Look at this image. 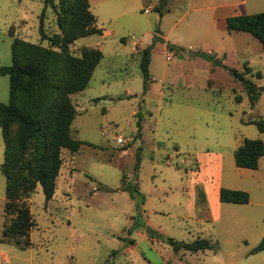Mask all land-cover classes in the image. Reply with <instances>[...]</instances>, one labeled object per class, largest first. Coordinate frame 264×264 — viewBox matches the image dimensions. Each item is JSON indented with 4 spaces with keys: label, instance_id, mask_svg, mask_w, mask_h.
<instances>
[{
    "label": "rangeland",
    "instance_id": "1",
    "mask_svg": "<svg viewBox=\"0 0 264 264\" xmlns=\"http://www.w3.org/2000/svg\"><path fill=\"white\" fill-rule=\"evenodd\" d=\"M243 1L168 0L161 15L152 8L160 0H89L105 35L69 48L104 55L88 88L72 96V136L84 145L62 151L48 205L41 186L27 200L37 226L26 250L3 242L11 218L0 169V264H264V157L258 170L235 163L245 139L264 142L252 123L264 121V51L251 34L227 31L222 17L264 13V0ZM44 12L47 37L62 36L60 13L45 0H0V67L12 65L14 39L51 48L39 32ZM135 43L151 50L147 84ZM229 70L261 89L255 103ZM10 98L0 73V103ZM5 150L0 128V168ZM197 180L211 198L220 186L249 193L250 203L212 205L215 221ZM200 239L213 250L176 252L169 243Z\"/></svg>",
    "mask_w": 264,
    "mask_h": 264
},
{
    "label": "trees",
    "instance_id": "2",
    "mask_svg": "<svg viewBox=\"0 0 264 264\" xmlns=\"http://www.w3.org/2000/svg\"><path fill=\"white\" fill-rule=\"evenodd\" d=\"M61 3L63 10L58 12L54 0H45V9L49 5L60 13L62 36L48 38L44 27L45 12L40 17L41 38L49 40L51 48L14 39L13 63L9 67H0V73L9 77L11 94L9 104L0 103V128L6 147L5 162L0 169L7 181L5 216L11 218L5 223L3 242L13 243L21 250L31 246L30 232L37 226L27 200L41 186L48 205L57 190V179L63 166L62 151L78 153L84 145L72 136L77 117L72 96L88 88L104 56L101 50L90 47H84L79 56L70 53V45L85 37L103 35V29L97 27L89 0H61ZM165 4V0H160L157 11L161 13ZM227 30L251 34L264 51V13L230 17ZM150 51L149 48L144 51L142 63L146 84L149 82ZM246 71L251 73L249 68ZM229 73L243 84L255 103L261 89L244 74L235 70H229ZM252 123L264 133L263 120ZM13 126L18 127L16 133ZM262 157L264 142L245 139L235 152V163L241 169L258 170ZM220 201L246 205L250 203V195L222 188ZM169 243L176 252L198 253L214 248L205 239L187 244L174 240Z\"/></svg>",
    "mask_w": 264,
    "mask_h": 264
},
{
    "label": "crops",
    "instance_id": "3",
    "mask_svg": "<svg viewBox=\"0 0 264 264\" xmlns=\"http://www.w3.org/2000/svg\"><path fill=\"white\" fill-rule=\"evenodd\" d=\"M240 1H243V0H240ZM244 2V1H243ZM167 5H168V0H167V2H166V4H165V7L164 8H166L167 7ZM237 7H239V5H236L235 6V8H237ZM144 7H142L140 10H142L143 12H148L147 10H145V9H143ZM152 8H154L155 10H157V8H159V6H157L156 7V5L155 6H153ZM90 9H91V6H90ZM223 8L221 7V8H219L218 10H222ZM161 15H162V12L160 13ZM94 15V14H93ZM244 14H242V13H235V15H233V16H228V15H226V13L224 14V15H222V17L224 18V21H225V23H226V29H227V19L228 18H230V17H235V16H243ZM228 31V30H227ZM107 33H109V32H106V34ZM237 33V32H236ZM240 33H243V32H240ZM103 34H104V30H103ZM249 34V33H248ZM105 35V34H104ZM101 36H103V35H101ZM134 46L137 48V49H139V50H141V51H144V50H146V49H143L142 47H140L138 44H134ZM241 169V168H240ZM203 180H205V179H203ZM199 183V184H202L204 187L206 186L205 185V183L203 182V181H201V180H197V181H195V183ZM194 183V184H195ZM220 188H222V187H220L219 186V188H217V190H215L217 193H216V195L213 197V198H211V196L209 195V192H208V190H207V187H205V189H206V191H207V199H208V201L211 203V217H212V219H214L215 221H219L220 220V218H221V216L219 215V213H218V216L216 217V216H213V206H216V208L219 210L221 207H222V205L223 204H230V203H222L221 201H220ZM225 189V188H224ZM229 190H232V189H230V188H228ZM213 205V206H212ZM219 212V211H218ZM206 252V251H205Z\"/></svg>",
    "mask_w": 264,
    "mask_h": 264
},
{
    "label": "water",
    "instance_id": "4",
    "mask_svg": "<svg viewBox=\"0 0 264 264\" xmlns=\"http://www.w3.org/2000/svg\"><path fill=\"white\" fill-rule=\"evenodd\" d=\"M257 251H258V252H263V251H264V239H263V241L261 242L260 246L258 247Z\"/></svg>",
    "mask_w": 264,
    "mask_h": 264
},
{
    "label": "built area",
    "instance_id": "5",
    "mask_svg": "<svg viewBox=\"0 0 264 264\" xmlns=\"http://www.w3.org/2000/svg\"><path fill=\"white\" fill-rule=\"evenodd\" d=\"M168 60H170V58H168ZM118 143H119V144H123V139H119V140H118Z\"/></svg>",
    "mask_w": 264,
    "mask_h": 264
}]
</instances>
